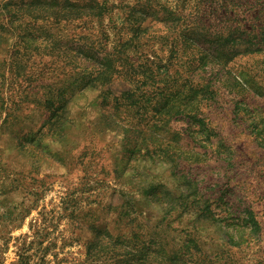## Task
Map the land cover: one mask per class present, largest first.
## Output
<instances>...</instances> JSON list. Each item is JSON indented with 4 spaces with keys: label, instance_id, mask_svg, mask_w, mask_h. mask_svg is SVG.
<instances>
[{
    "label": "rangeland",
    "instance_id": "rangeland-1",
    "mask_svg": "<svg viewBox=\"0 0 264 264\" xmlns=\"http://www.w3.org/2000/svg\"><path fill=\"white\" fill-rule=\"evenodd\" d=\"M195 5L144 15L119 93L44 43L51 21L32 50L0 29V264H264V0L205 25Z\"/></svg>",
    "mask_w": 264,
    "mask_h": 264
},
{
    "label": "trees",
    "instance_id": "trees-1",
    "mask_svg": "<svg viewBox=\"0 0 264 264\" xmlns=\"http://www.w3.org/2000/svg\"><path fill=\"white\" fill-rule=\"evenodd\" d=\"M193 2L196 3L194 6L196 19L199 20V23L195 24L205 25L204 16L225 17L229 14L230 0H177L174 7L166 2L161 4L159 0H0V20H4V14L9 17L8 23L1 25L0 29L10 32L14 30L19 33V44L26 45L27 50H32L31 47L38 39L40 40V36L28 34L30 27L39 20L51 21V27L47 29L44 43L53 48H64L65 55H72L75 60L91 63L96 74L93 81L107 82L108 80V83H111V87L107 86L108 90L119 93L118 89L112 88L115 87L116 63L122 62L125 67L128 66V70L129 68L131 71L134 69L135 65L129 57L128 49L135 48L138 34L145 22L143 21L144 15L152 9H158L162 15L161 22H159L161 25L169 28L184 25L187 20L184 12ZM190 8L193 9V7ZM233 8L237 15L238 6ZM118 16L122 18L123 25L119 26ZM224 22L229 23L230 21ZM227 28L230 31L229 27ZM151 29L150 27L145 31ZM242 29L244 28L240 25L235 28V31ZM111 33L114 34L115 41H112L114 42L112 51H108L107 45L111 39ZM225 41L227 44L235 43V38L232 39V34H230L227 35ZM176 49L177 46H174L171 52L178 57ZM205 60L206 58L201 59L203 66L207 63ZM109 74L111 76H108ZM106 76H108L107 80H105ZM146 79L151 80V77H146ZM184 82L185 88L194 91L196 86L190 83L189 78H184ZM129 90L124 89V91ZM192 205L195 208L198 206L197 204ZM197 210L196 215L199 219L200 209L197 208ZM248 214L246 229L260 232L259 222L252 212ZM108 244L114 251L117 247H121L118 240L109 239Z\"/></svg>",
    "mask_w": 264,
    "mask_h": 264
}]
</instances>
